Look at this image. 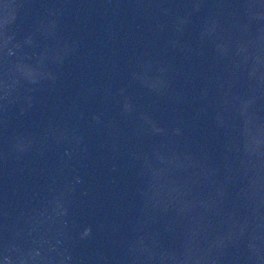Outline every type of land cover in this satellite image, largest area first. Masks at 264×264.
<instances>
[{
    "label": "water",
    "instance_id": "water-1",
    "mask_svg": "<svg viewBox=\"0 0 264 264\" xmlns=\"http://www.w3.org/2000/svg\"><path fill=\"white\" fill-rule=\"evenodd\" d=\"M0 264H264V0H0Z\"/></svg>",
    "mask_w": 264,
    "mask_h": 264
}]
</instances>
